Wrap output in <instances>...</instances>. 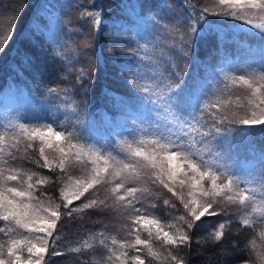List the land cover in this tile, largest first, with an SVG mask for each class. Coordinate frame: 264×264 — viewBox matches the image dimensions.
Wrapping results in <instances>:
<instances>
[{
    "label": "trees",
    "instance_id": "obj_1",
    "mask_svg": "<svg viewBox=\"0 0 264 264\" xmlns=\"http://www.w3.org/2000/svg\"><path fill=\"white\" fill-rule=\"evenodd\" d=\"M204 8L208 9V14L195 23L194 10L202 13ZM85 9L102 11L103 26L98 35L80 16ZM222 11L226 13L228 9H222L218 0H0V102L9 90L20 92L26 88L31 100L29 109L47 108L55 104L58 97L70 105L87 128L95 123L101 129L103 114L111 120L123 119L121 126H113L95 139L91 148L75 136L73 152L79 156L76 155V160L64 157V173L57 166L56 157L60 155L57 151L47 155L45 149L49 166L41 167L43 159L37 148L40 141L33 139L25 126L32 122L41 123L43 128L51 125L59 129V124L53 122L54 115H49L47 109L36 110L39 117L30 112L31 116L25 117L19 106L16 112H6L13 116V122L0 119L3 158L15 168L25 188L27 183L24 182L33 184L34 199L30 202L35 211L47 216L45 208L50 212L60 205L58 210L63 213L53 233L58 237L55 244L48 238L50 247L44 254L47 264H133L132 257L136 255L144 264H251L252 261L264 264V237L261 236L264 232V125L249 126L239 122L242 118H251L254 110L259 115V110L248 103L250 89L238 78L244 75L254 84L260 82L262 74L258 68L253 70L247 66L264 64V33L254 27L263 19L252 16L251 25L244 28V20L215 14ZM49 14L55 15L54 23L57 24L58 19L60 22L54 33L57 45L45 37ZM139 18L149 25L144 37L148 39L149 48L144 54L140 40L143 37L136 38L132 32ZM190 25L196 28L194 33ZM61 26L67 27L62 30ZM182 43L186 54L180 51ZM161 74L165 79L170 77L172 82L181 81L176 85L180 87L179 95L193 94V102L180 109L184 115L190 116L196 111L203 99V112L198 113L200 122L193 121L192 128L177 124L162 103L148 102L150 99L158 101L157 93L162 92L157 88ZM214 116H227L229 119L220 126L232 131L218 134L211 146L199 144L200 154L212 156L226 151L238 156L239 150L252 151L258 156L253 168L256 172L243 179L246 182L242 188L251 194L250 200L240 205L235 192L231 193L233 201H228L224 193L215 197L213 207L219 214H206L196 222V227L187 230L191 238L189 244L166 245L155 238L154 225L152 237L144 226H134L132 221L137 213L130 205L112 206V188L120 179L107 173H102L106 182L94 184L74 200L70 207L75 210L71 216L66 215L61 190L66 189L72 179L87 180L89 175H94L92 169L97 165L92 163L93 151L108 159L111 173L116 161L131 159L129 146L151 150L150 144H140L141 140L151 138V133L141 132L142 128H155L159 123L163 129L171 121L170 127L176 135L200 141ZM133 120L139 122L135 127ZM11 153L16 154L15 159L11 158ZM103 163L101 159L99 166ZM227 171L239 178L240 174H235L230 167ZM29 175L31 181L27 180ZM9 184L20 186L15 181ZM172 184L186 201L187 184L183 189L178 180ZM252 185L257 186L258 191L252 192L249 188ZM135 186L138 190L129 199L141 208L140 214L158 220L163 231L176 237L182 235L186 223L179 217L192 218L179 197L169 193L155 177L145 178ZM221 224L224 226L220 227ZM0 227L8 228V225L0 221ZM217 233L221 234L220 240L215 239ZM137 234L149 241L157 253L155 257L149 255L143 245L134 244ZM29 235L42 237L44 234H29L22 229L0 232V243L6 244L10 236ZM53 247L62 254L52 255ZM169 252L176 254L179 260H171ZM121 253L127 256L116 260L115 255ZM27 255L25 250V259Z\"/></svg>",
    "mask_w": 264,
    "mask_h": 264
},
{
    "label": "snow or ice",
    "instance_id": "obj_2",
    "mask_svg": "<svg viewBox=\"0 0 264 264\" xmlns=\"http://www.w3.org/2000/svg\"><path fill=\"white\" fill-rule=\"evenodd\" d=\"M218 4L222 9H228V12L225 13L222 11L215 13L216 15H231L249 24L251 23L250 17L252 16L258 15L264 18V0H218ZM207 14V8H204L202 13L194 10L193 18L195 23H198ZM80 16L93 27L95 33L98 35L103 26L102 11L85 9L80 13ZM57 24H60L59 19L57 20ZM63 27L67 26H61L62 30ZM254 27L264 33V24H256ZM190 28L193 33L196 31V28L191 25ZM180 51L186 54L183 43L181 44ZM247 67L253 70L258 68L262 74L258 84H254L252 79L246 78L244 75H239L238 77L250 89L251 98L248 103L255 105V108L259 110V115L254 110L251 118H242L239 122L249 126L264 125V64L259 66L248 65ZM180 83L181 81L179 79L172 82L170 77L165 79L161 74V83L157 85V88L162 89V92L157 93L158 101L150 99L148 102L153 104L157 102L162 103L165 105L166 110L171 113L172 119L177 124L181 126L187 124L189 128H192L193 121L196 123L200 122L198 113L203 112L201 108L203 99L200 100L196 111L192 112L190 116L184 115L180 109L191 104L194 97L192 93L179 95L178 90L180 87L176 85ZM144 95H147V93H144ZM217 119H219V123H217ZM228 119L227 116L221 118L214 116L207 133L201 134L200 141L188 140L184 136L176 135L170 127L171 121L169 122V126H164L163 129L159 123L156 124L155 128L150 129L144 127L141 129V132L151 133V138L149 140H141L140 144H150L151 150L149 151L147 148L141 146H129L128 155L131 159L126 162L116 161L111 173L109 172L108 159L104 158L98 152L94 153L92 163L97 165V167L92 169L94 175L91 179L84 181L76 180L74 185H70L67 189L61 190V195L64 200L63 207L67 209L66 215L71 216L75 210L70 207L74 200H78L94 184H99L102 180L106 182V178L102 177L101 174L107 173L120 179V182L112 188V193L114 194L112 206L114 208H122L130 205L137 213L132 221L134 226H144L148 236L152 237V226L154 225L157 229L155 238L166 245L189 244L191 238L187 230L196 227V222L201 221L202 217H205L206 214L209 216L219 214L213 207L215 197H219L221 193H224L228 201H233L231 193L235 192L239 197L240 205H244L245 201L250 200L251 194L242 188L245 180L231 175L227 171L226 166L218 160H215V167L219 170H214L213 162L204 159L198 147L199 144L211 146V141L221 132L231 133L232 129L225 131L220 126ZM229 122L231 123L232 121L229 120ZM138 123V121L133 120V127ZM30 135L33 139L38 138L40 141L38 151L40 157L43 159V165L41 167L49 166L48 158L45 156V147H55L62 153L57 166L61 170V173L66 172L64 157L68 154L57 143L61 139H67L65 132L56 130L49 125L45 128H34ZM28 147H32V145H28ZM71 147L74 148L76 145L72 144ZM3 152L4 148L0 147V221L6 222L8 228L0 227V232L12 233L18 229H22L29 234L43 233L44 235L42 237L29 235L22 238L10 236L6 244L0 243V264H47L44 259V254L49 251L50 245L48 238H52L53 245L55 244V239L58 238L54 237L53 233L54 230H57V220L63 215L58 210L60 205H57L50 212L45 208L44 211L48 213L47 216L39 215L33 208L32 203H30L34 199V194L31 191L33 184L27 181L24 182L27 183L26 188L21 184L20 177L15 168L4 160ZM76 155L79 156V153ZM11 158L15 159L16 154L11 153ZM101 159L104 161L103 166H99ZM36 162L39 163V161ZM6 167L9 169L7 174L5 173ZM150 177H155L169 193H172L173 196H178L183 203V207L187 210V214L192 218L191 220H187L185 216L179 217L180 220L186 223V229L182 235L176 237L169 232L163 231L158 220L140 214L141 208L136 207L129 199V197H134V194L138 190L135 185L142 182L145 178ZM57 179L60 180L61 177L58 176ZM27 180L31 181L32 176L29 175ZM177 180L181 189H183L185 184L188 186V199L186 201L184 196L173 187L172 182ZM12 181L17 182L20 186L10 185L9 182ZM206 184H210V188ZM128 185L131 186L129 187ZM262 185H264V181H262ZM125 192L127 195L124 194ZM252 199L254 202V198ZM165 203L167 204L168 202L165 201ZM85 206L90 207L91 205ZM225 215H227L226 211ZM223 226V224L220 225V227ZM136 231L138 233L139 228ZM261 236L264 237V232L261 233ZM220 238L221 234L217 233L215 239L220 240ZM113 243L115 244V241ZM134 244L143 245L152 257L157 255L150 246L149 241L142 240L139 234L136 235ZM123 247L121 245V248ZM25 250L28 254L27 259L23 256ZM75 251H79V249H75ZM51 254L61 255L62 253L53 247ZM126 256L127 253H121L120 255H115V259L119 261L122 257ZM168 256L173 261L179 260L178 256L172 252H169ZM132 261L133 264H144V260L139 255L133 256ZM251 264H255V261H252Z\"/></svg>",
    "mask_w": 264,
    "mask_h": 264
},
{
    "label": "rangeland",
    "instance_id": "obj_3",
    "mask_svg": "<svg viewBox=\"0 0 264 264\" xmlns=\"http://www.w3.org/2000/svg\"><path fill=\"white\" fill-rule=\"evenodd\" d=\"M47 19H48L47 26H49V28L45 31V37H47L53 45L54 44L57 45V43H56L57 37L54 38V33H55V30L59 29V26H57V24L54 23L55 22L54 21L55 15L49 14L47 16ZM260 19H263V21H260V24H263L264 18L260 17ZM249 25H251V23L249 24V23L244 22L243 26H244V28H247V26H249ZM148 27H149L148 23L141 20L140 18L137 20V23H135L132 26V32L134 33L133 36L136 38L143 37V39H140L142 41L141 43H142L143 54L146 53L148 48H149V45H147V44H149L148 39H144V37H146L145 31L148 29ZM55 101H56L55 104L47 105V108L46 107L40 108L39 106H37L36 110L39 111L40 109L41 110L47 109V112L49 115H54V117H53L54 121L53 122H55L56 124H59L60 127H59V129H56L54 126H52V127L56 130L65 132L66 137H67V139H61V140L57 141V143L60 144L65 149V152L68 154L67 156H65V158H68V159H70V158H72L74 160L77 159L75 153L73 152V147L68 145L69 143H71V145H72V144H75V142H77L74 138L75 136H78L77 138H79L80 141L82 140L83 142H86L87 144H85V145L87 147L91 148V146H94L92 143H93V141H95V139L101 138L102 134L107 133L109 131L108 129H112L113 126H118V125L121 126L123 123V119L121 117L118 118L117 120H113V119L111 120V119H109L108 116L103 114L101 116V119L103 120V126L101 129H100V127H97V125L95 123H92L91 126L87 128L86 123L79 120L75 111H73L70 108V105L67 104L65 100L57 97V99ZM29 103H31V100H30V98L26 92V88L22 89L20 92H17L15 89L14 90L12 89L11 92L9 90L8 93L4 94V97L0 102V105H1L0 106V119L6 120L8 122H13L14 121L13 116L7 115L6 112L7 111L16 112L19 109V106H20L22 112L25 114V117L31 116L30 113H33V114H35L36 117H39L38 115H36V110H31L28 108ZM53 109L55 111H53ZM28 112H30V113H28ZM25 126H28L27 131L29 133H31L34 128H43L44 127V126H42L41 123L34 124L32 122H29V124H26ZM70 138H72V140ZM39 147H40V145H38L37 148H39ZM45 149L47 151V155H53L52 153L57 151V153L60 155H57L56 160L58 162L60 161L59 158L61 159L62 153H60L57 148L45 147ZM93 152L95 153V151H93ZM94 153L92 154V157H94ZM98 153L100 155H102V153H100V152H98ZM236 153L238 154V156H234L230 153H226V151H225V153L213 154L212 156L203 155V157H204V159H207L210 162H213L214 167H215V160L222 162L226 166L227 169L230 167L234 171L235 174H240L239 178L241 180L245 179V177L248 175L252 176L256 172V170L253 168L255 167L256 162L258 161V156L255 155L252 151L239 150ZM229 156H231V157H229ZM53 161H55V160H53ZM66 162H67V160H66ZM100 166H103V165H100ZM6 170L8 171L9 169H6ZM215 170H219V169L215 168ZM90 176L91 175L88 176L87 180L91 179ZM76 180L83 181L84 179H79V178L72 179L68 183L67 186L69 187L70 185H74ZM206 186H210V184H206ZM249 188L252 192L258 191L257 186L252 185Z\"/></svg>",
    "mask_w": 264,
    "mask_h": 264
}]
</instances>
